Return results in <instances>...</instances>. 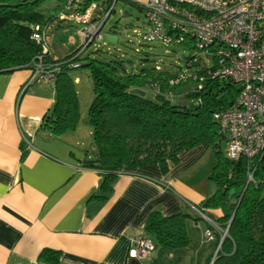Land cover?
<instances>
[{
    "label": "crops",
    "instance_id": "crops-1",
    "mask_svg": "<svg viewBox=\"0 0 264 264\" xmlns=\"http://www.w3.org/2000/svg\"><path fill=\"white\" fill-rule=\"evenodd\" d=\"M30 77V68L0 72V264H48L39 259L43 249L60 252L57 264H210L218 247L204 232L217 228L212 218L222 211L206 210L210 218L197 206L215 189L208 179L212 150H182L166 172L158 165L124 169L106 199L94 197L102 178L83 164L96 153L91 129L88 146L79 127L62 135L43 129L56 93L53 84ZM73 81L79 100L82 80ZM189 87L174 91L176 103L185 105ZM153 211L198 215L185 221L187 246L130 253Z\"/></svg>",
    "mask_w": 264,
    "mask_h": 264
},
{
    "label": "trees",
    "instance_id": "trees-1",
    "mask_svg": "<svg viewBox=\"0 0 264 264\" xmlns=\"http://www.w3.org/2000/svg\"><path fill=\"white\" fill-rule=\"evenodd\" d=\"M50 1L56 4L49 5ZM126 1L141 10L138 2ZM63 2L0 0V72L32 69L41 53V44L32 37L34 26L45 27L53 22ZM74 52L61 59L44 55L47 61L59 62L53 84L56 101L41 125L54 135L72 132L77 125L78 99L69 75L71 68L65 62ZM77 61L80 67L89 70L93 82L88 124L96 153L83 163L102 178L100 194L93 196L106 199L124 169L158 165L166 172L168 162H176L182 150L203 145L212 150L215 158L208 175L215 189L197 209L210 218L206 210L222 211L220 217L212 218L217 228L211 225L207 228L213 232L217 247L222 239L212 264H264V154L252 161L244 156L226 157V135L213 118L215 111L233 103L239 87L208 81L203 89L192 90L189 84L183 107L168 95L188 85L167 86L175 71L134 72L119 60H99L91 55L81 56ZM153 85L159 87V92L152 91ZM134 89L143 90L144 96L134 93ZM188 218L199 217L187 211L170 216L153 211L144 231L155 245L183 248L188 244L185 227ZM222 229H227L225 235L220 234ZM59 258L60 252L51 249H43L39 254V259L48 264H57Z\"/></svg>",
    "mask_w": 264,
    "mask_h": 264
},
{
    "label": "built area",
    "instance_id": "built-area-1",
    "mask_svg": "<svg viewBox=\"0 0 264 264\" xmlns=\"http://www.w3.org/2000/svg\"><path fill=\"white\" fill-rule=\"evenodd\" d=\"M117 1L64 0L61 4L55 19L82 26L78 29L82 44L65 61L70 68L80 67L77 58L90 44L103 40L102 28ZM139 4L146 25L140 42L182 50L177 58L183 64L167 80V86L191 84L192 90H201L206 82L218 81L239 87L233 103L213 113L226 135V157L244 156L252 161L264 154V0H146ZM47 26H34L32 37L41 44V53L33 62L30 83L54 84L59 69V62L44 57L49 54ZM154 71L161 68L156 66ZM152 91L159 92V87L153 85ZM204 235L213 238L210 229ZM131 242L130 253L139 257L156 247L146 233Z\"/></svg>",
    "mask_w": 264,
    "mask_h": 264
},
{
    "label": "rangeland",
    "instance_id": "rangeland-1",
    "mask_svg": "<svg viewBox=\"0 0 264 264\" xmlns=\"http://www.w3.org/2000/svg\"><path fill=\"white\" fill-rule=\"evenodd\" d=\"M125 11L128 12L127 16H123ZM145 27L144 12L125 0H118L114 11L102 28L103 40L90 44L82 57L90 54L99 60H119L126 69L134 72L141 69L154 70L156 66H159L161 70L176 71L183 64L177 58L182 50L177 47H165L157 42L141 43L139 35L144 32ZM77 29H82V26L60 22L56 19L47 26L45 43L53 56L64 58L81 46L82 36L76 32ZM107 35L116 37L117 41L109 42L106 40ZM146 56L148 57L144 60ZM69 75L72 79L79 76L82 80L78 86L81 93L78 100L76 128L79 127L84 138L81 140L88 146L92 141L88 124V108L90 100L93 98L92 78L86 67L71 68ZM146 95L151 96L149 91L146 92ZM219 232L223 235L224 229Z\"/></svg>",
    "mask_w": 264,
    "mask_h": 264
},
{
    "label": "water",
    "instance_id": "water-1",
    "mask_svg": "<svg viewBox=\"0 0 264 264\" xmlns=\"http://www.w3.org/2000/svg\"><path fill=\"white\" fill-rule=\"evenodd\" d=\"M127 15H128V12L125 11L124 14H123V16H127ZM106 40H108L109 42L115 43L117 41V38L114 37V36H111V35H107L106 36ZM144 60H146V58ZM133 92L136 93V94H139L141 96H144V94H145V92L143 90H141V89H134ZM177 105L184 107V106H186V103H185V105H180V104L177 103ZM226 231H227V229L224 231V234L223 235L226 234ZM222 238H223V236H222ZM221 242H222V239L220 240V243H219L218 247L220 246ZM212 262H213V260L211 261L210 264H212Z\"/></svg>",
    "mask_w": 264,
    "mask_h": 264
}]
</instances>
